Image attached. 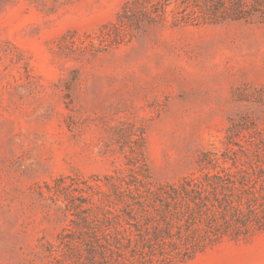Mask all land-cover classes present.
Returning <instances> with one entry per match:
<instances>
[{"label":"rangeland","instance_id":"374dc122","mask_svg":"<svg viewBox=\"0 0 264 264\" xmlns=\"http://www.w3.org/2000/svg\"><path fill=\"white\" fill-rule=\"evenodd\" d=\"M154 8L0 0V264H120L119 188L264 162V21ZM169 264H264V228Z\"/></svg>","mask_w":264,"mask_h":264},{"label":"trees","instance_id":"16d2710c","mask_svg":"<svg viewBox=\"0 0 264 264\" xmlns=\"http://www.w3.org/2000/svg\"><path fill=\"white\" fill-rule=\"evenodd\" d=\"M136 1L163 13L175 4L171 12L185 23L264 21V0ZM139 183L141 188H119L122 206L113 251L117 263L184 261L225 237L237 239L264 228V162L208 156L199 161L197 174L177 183L152 187Z\"/></svg>","mask_w":264,"mask_h":264}]
</instances>
